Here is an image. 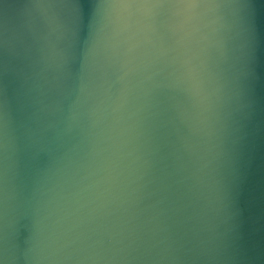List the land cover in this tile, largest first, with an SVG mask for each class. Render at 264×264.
Returning <instances> with one entry per match:
<instances>
[{"label":"water","instance_id":"1","mask_svg":"<svg viewBox=\"0 0 264 264\" xmlns=\"http://www.w3.org/2000/svg\"><path fill=\"white\" fill-rule=\"evenodd\" d=\"M0 264H264V0H0Z\"/></svg>","mask_w":264,"mask_h":264}]
</instances>
